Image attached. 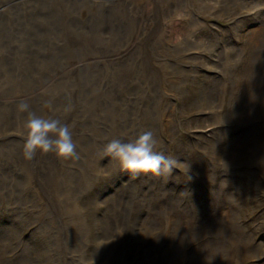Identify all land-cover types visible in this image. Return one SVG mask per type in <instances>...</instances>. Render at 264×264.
Segmentation results:
<instances>
[{
	"label": "rangeland",
	"instance_id": "rangeland-1",
	"mask_svg": "<svg viewBox=\"0 0 264 264\" xmlns=\"http://www.w3.org/2000/svg\"><path fill=\"white\" fill-rule=\"evenodd\" d=\"M120 1L0 0V156L4 158L6 161L5 163H9L11 158L17 159L23 156L22 145L24 140L21 133L23 130V119L26 115L17 111V105L21 101H16L15 104H12L15 106L12 109L13 111L9 110L12 105L7 103L6 93L20 97L32 94V91L37 92L38 98L33 96V98L31 97L29 100L27 99L28 102L30 101L29 104L33 112L46 118L51 117L59 119L62 124L69 125L72 133H74V141L81 138L85 139L80 143V146L78 145L77 147V151L80 155L79 162L81 159H85L83 153H86L87 148H91L90 151L93 154L95 153L97 157H100L103 153L99 150V147L104 146L109 140L133 136L136 130L145 128L143 121L149 119L152 115V107L147 100L151 99V102L158 105L160 102H163V97L161 96V100H159V97L155 99L151 98L152 95L150 91L147 90V83L143 80L142 75L141 77L134 75V72L128 67L130 63L126 64L129 58L126 54L129 50L128 44L130 46V43L134 42L141 51L143 58L147 55L150 51L147 38H145L147 33L145 30H139V27L142 24H150V26H153L154 21L151 20V18L146 19L142 14L143 3L140 1ZM169 1L170 2L167 4L165 0H152L155 5H158L160 10L157 8V11L160 12L167 8V6H169V8L171 6L178 7L176 6L178 2H182L187 9L191 10L190 13L187 14H191L193 19L194 16L199 17L200 21L204 22L201 24V29L197 31V42L203 44L208 42L209 45L214 46L218 43V47L214 51L209 52L206 50V53H198L199 51L194 47H185L186 53L192 56L183 61L190 62V64L195 67V70L201 74H176V76H171L176 73L177 68H181V65L177 63L175 65H166L160 70L159 74L163 76L158 79V82L165 77L162 85L167 82H173L172 87L174 90L169 95V99L171 100L169 107L163 108L162 114H164V112H169L168 115L162 118L163 115L161 114V110L159 112L160 117H158L163 130L165 129L160 135L167 145V156L180 161L190 158L191 156L195 157L198 155V157H200L199 155L201 154L205 155V150L212 151L215 147H217L216 150H213L215 152H223L227 149L232 151L237 145H239L238 147L240 148L248 128H243V126L239 124L241 122H235L233 120V114L236 115L233 105L235 99H239L240 93H242L243 90L245 91L248 87L252 89L250 83L244 86V72L241 66L246 64L249 60L250 42H258L260 38L264 39V0H200L194 4L193 9L190 7V0ZM235 2L238 3L236 4ZM201 3L209 6H217V8H219L217 13L213 14L214 17L227 14L231 10H235L233 13L236 15V13L246 11L245 9H240L241 6L247 5L251 6L249 10L252 12H244L237 18L238 21L234 24L235 21H231L230 19L214 18L210 11L208 14L207 11L204 10L205 5L199 6ZM232 3L234 4L232 5ZM204 11L206 14L202 15ZM111 17L112 21H110ZM175 26L176 23L169 25L171 29H175L176 37L180 38L182 33ZM218 27L220 29H217ZM139 31H143L140 36ZM211 32L214 33L212 34ZM142 38L145 41L141 40ZM218 39L221 41L218 42ZM151 44L153 45L152 42ZM89 53L95 55L96 61L88 60L89 58L87 56ZM201 53L205 54L204 59H202ZM102 54L109 55L106 56L107 59L102 60L101 58L100 61H98L97 57ZM120 55L124 57V65L114 61V57L116 56L119 58ZM165 56L167 57V53ZM231 59H234L235 62L239 64L237 69H241L240 71L231 72V67L226 66V63L228 65V61H231ZM113 63L119 64V66L116 68ZM224 70L227 72L226 74ZM207 72L209 74H207ZM219 75L222 77L224 90L226 87V95L223 109L220 110L221 107L219 106L218 111H221L222 115L227 119L223 118V120L228 124L224 123L221 119H216L217 115L213 113L218 103L213 105L201 102L197 91L201 89V85H206L207 87L212 85L213 82L211 78L214 76L218 77ZM124 81L129 83H127L128 86L123 83ZM138 82H140L142 86H138ZM259 83L260 81L254 87L252 95L253 93L257 95L258 91H260L259 94H261L262 89L258 87ZM158 84V89L164 94L162 85L160 83ZM262 95H264V89L262 90ZM253 96L255 97V95ZM148 97H150V99ZM12 101L14 102V100ZM257 101L259 103V98ZM49 103H51V107L48 106ZM258 103L254 104L255 111L253 115L248 116L245 114V116H237L243 117V119L254 118V122L258 123V126L261 125V127L258 128L262 129L264 123H261L260 116L258 115V109L260 110L261 103ZM202 109L204 111H202ZM231 111L232 113H230ZM124 115H126V117ZM168 116L173 117V121L178 128V137L180 138L179 148L171 144L172 137L169 132L166 131L168 127L167 123L170 120ZM217 117L222 118L219 116ZM238 119L243 122L240 118ZM94 121L97 122L95 123ZM259 134L264 141V129L259 131ZM248 136L249 135H247L246 139ZM129 139L131 138L129 137L127 140ZM245 151L247 152L248 149H245ZM212 152L209 151L208 155H211ZM231 154H235L234 151H232ZM57 160L59 166L64 168L65 163L59 159ZM227 161L230 162L229 165L226 164ZM34 162L35 169L39 170L42 168L43 161L40 154L34 157ZM233 162L234 160L225 161L226 167L223 168V177L220 176L222 179L219 178V181L224 182L223 184L225 185L223 188L224 194L218 195V199L212 194L214 190L210 189L211 185L206 189L201 184L199 186L198 182L200 181L195 180L197 176L192 175V179H190L185 172L177 171V169L180 170V165L179 168L177 167L173 170L172 174L164 173L168 181L167 183L173 186H179L178 191L172 189L171 193H173L175 200L178 197L175 194L180 195V198L179 204L177 206L174 205L171 209L163 208V202L158 203L157 205L160 206L158 208V210H160L159 214L176 213L178 214L175 218L176 220L180 223H188V225L192 226L195 223L194 219H198L197 214L199 213L193 206L195 204H201L203 207L214 206L216 204L218 207L220 206L217 208L218 210H215L216 214L225 213L227 219H230L233 211H235L240 215L239 226H241V228L243 227L242 229H245L247 234L251 233L254 236V246L256 247L254 253L252 255L249 254L247 256L248 258L245 257V261H236V252H234L236 248L235 250L231 248V251L228 249L227 251L229 252V256H232L234 260H223L224 258L219 255L215 256L210 264H264V174L256 169V177L259 183L258 186H255L254 180L247 174L236 173L239 166H235L236 164ZM76 163L77 162L70 163L66 165V167H72L73 164ZM114 164V161H110L106 165V168L102 167L103 170L107 169L103 173L98 172V174H96V172L91 171L90 178L85 183L86 187L83 188L86 190L80 194L78 199L70 196L72 202L66 201V205L69 204V206L72 207L76 206V213L82 220L80 228L82 237L78 238L80 243L77 240V243L73 245L70 243L72 238L69 237L70 223L64 225L63 222L55 221L49 234H47L45 227L42 226L41 223L39 224L36 217L30 213L25 217L17 214L14 215V213H3L6 209L5 206L12 208L13 206H10L11 204L15 202L23 203V199L22 197L12 198L17 194V188L15 189L13 186L9 189L0 191V199L3 201L5 200L2 205L3 207L0 208V211H2L0 212V233L2 234V236H0V244L3 246L0 248V263L20 264L19 262H23V260L28 257L30 258L29 264H60L61 261L59 258H62V255L60 253L58 254V252L56 253L55 262H53V251L56 252L53 247L56 242L59 241V245L61 244L60 247L62 249H73V251L79 252V254H73L74 259H69L72 264H79L81 261L82 264H99L98 260L100 259L97 258V253H102L101 251L110 249V247L116 245V240H119L118 237L120 236L118 248L121 252V256L122 253H124L121 264H138L139 262L137 260H141V258L145 260L146 264L153 263L154 261L152 260L155 259L160 262L158 264H168L160 257V255H162L160 245L163 235H161L160 242H157L155 245L154 235L156 234H143L144 232L142 230L143 221L148 217L149 209L147 207L149 196L147 189L143 187V183L149 176L133 178L120 171L114 172L112 169ZM11 167L15 169L14 165ZM244 167L247 169V165H244ZM248 168L247 171H253L254 169V167L250 166ZM79 169L80 168H76L72 170L80 172ZM221 173L222 171L220 175ZM11 177V184H15L18 181L17 176L13 174ZM128 180L133 186L137 183V191H133L135 194L128 201L124 229L122 227L119 230L116 229L115 235L112 231L115 237L113 239L107 235L105 226L109 223L114 227V220L112 216H110L111 207L116 200L114 196L119 192V188H123ZM66 182L67 181H65L64 184H66ZM192 182H194L193 186ZM187 192L190 193V198ZM11 198L15 202L9 201L8 203L6 200ZM62 201L63 200H61V202ZM223 201L228 202L224 205L222 204ZM227 204H229V208ZM108 208H110V212H108ZM199 215L201 216L202 213ZM203 216L206 217L204 214ZM17 217H21L25 220L18 223ZM158 220L161 222L160 217ZM197 222H199V220H197ZM202 222L203 221H201V223ZM10 225L15 226L10 232L14 236L13 239L19 237V232H21V237H19L21 243L18 247H12L16 241H13L11 245V243L8 244L9 239H6L5 233L8 232L9 227H11ZM166 227L170 228L171 222L168 223L165 228ZM165 228L163 227V229ZM220 231L219 236L211 232L210 235H205L204 237L203 235H199V239L192 243L184 239L181 245L177 240L175 244V249H177L170 255L168 253L169 264H197V262L200 264L204 261L203 252L205 249L208 250L212 248L213 250L217 248L218 244L224 243L227 245V248H229V240L234 239L233 227H226V229L223 231L221 229ZM65 233H67V235ZM155 233L162 234L164 232ZM50 234L56 237V239L54 240V237ZM135 235L138 237L137 240L133 238ZM83 239H85V242ZM26 241L36 243L37 245H39V241H41L46 247V256H37V259H35L32 249L30 248L31 250H28L26 248V257L16 262L14 259L16 256L15 253L22 251ZM104 242H106L107 245ZM31 244L32 243H29L28 246ZM150 244L152 248H149ZM137 245H142L140 246V250ZM180 245L181 248L178 249ZM208 246L211 247L208 248ZM248 246L251 247V244ZM17 248L19 249L15 251ZM144 249L145 255L143 254L140 256V251ZM159 249L160 255L157 253ZM170 249L171 240L167 252H170ZM181 251L183 253H181ZM83 254L85 255L83 256ZM134 256H137V258L133 259ZM149 256L151 257L150 259ZM211 256L213 257V255ZM158 258H160L161 261ZM96 260L97 262L95 263ZM126 260L127 262H125ZM252 260L255 262L252 263ZM61 264H64V262ZM118 264H120V262Z\"/></svg>",
	"mask_w": 264,
	"mask_h": 264
},
{
	"label": "bare ground",
	"instance_id": "bare-ground-1",
	"mask_svg": "<svg viewBox=\"0 0 264 264\" xmlns=\"http://www.w3.org/2000/svg\"><path fill=\"white\" fill-rule=\"evenodd\" d=\"M133 1L134 2L140 1L141 3H143L142 4V10H143L142 12L143 13L142 14L145 16L146 19L151 18V20H153L154 22H153V26H150V24H148V25L142 24L139 27V30H143V31L145 30V32L147 33V36H145V38H147V41L149 44L148 48L150 49V51L143 58V56L141 55V51L138 49L137 45L134 42H131L130 46L127 43L129 50H128L126 55H128L129 58L126 61V64L130 63V65L129 66L127 65V66L130 68V70L132 72H134V75H138L139 77H141V75H142L143 80L147 83V90L150 91V93L152 95L151 98L155 99V98L159 97V100H161V96H162L163 102L162 103L160 102L158 105H156L153 102H151L150 97H148L150 100H147V101L150 102V106L152 107V115L149 119L143 121L144 122L143 125L145 126V128H140V129L136 130L134 135L133 136L131 135L129 137L132 139V138L136 137L137 135L141 134L142 132H144L146 130H151V131H153L154 135L156 136V138L158 140L157 150L161 151L165 155H167V149H166L167 145H166L165 141L161 138V135H160L165 129L163 130L161 122H159L158 117H160L159 112L161 110H162L161 114L163 113V108L169 107V104L171 103V100L169 99V95L174 90L172 87L173 82H170V83L167 82V83H164L162 85L163 79L165 77H163L160 80V82H158V79L163 76L162 74H159L160 70L162 67H165L166 65H175L177 63V64L181 65V68L180 67L177 68L175 74L170 73V74H172L171 76H176V74H191V75L192 74H195V75L201 74L200 72L195 70V67H193L190 64V62H184L183 61V60L189 59L192 56L191 54L186 53L185 47H187V46L194 47L195 49H197V51H199L198 53H200V52L206 53V50L209 52L214 51L218 47V43H217V45L214 46V45H209L208 42L205 44L197 42V37H198L197 31L199 29H201V24H203L204 22L200 21L199 17L194 16V19H193L191 17V14H187V13H190L191 10L187 9L186 6L182 4V2H178V4L176 5L178 7H172L171 6L169 8V6H167V8H165L164 10H162L160 12V11H157L158 5H155V3L152 2V0H133ZM165 1H166L165 3H167V4H168V2H170L169 0H165ZM199 1L200 0H190L191 9H193L194 4H196ZM233 4L234 3H232V5ZM202 5H205V4L201 3L199 6H202ZM158 9L160 10V8H158ZM242 9H245L246 11L236 13V15H235V13H233V12H235V10H231L227 14L214 17L213 14L217 13L219 8H217V6H209V5L204 6V10H206L207 13L210 11L214 18L230 19L231 21H235L234 24H236V22L238 21L237 18L240 15H242L244 12H249V13L252 12L249 10V9H251V6H249V5L241 6L240 10H242ZM200 10H202V9H200ZM205 14H206V12L204 11V13L202 15H205ZM110 21H112V17L110 18ZM172 23H176L175 27H177L180 30V32L182 33V36L180 38L176 37L175 29H171L169 27V25H171ZM206 28H207V26H206ZM217 29H220V28L218 27ZM143 31H139V36L142 34ZM211 33L213 34L214 32H211ZM261 33H262V30H261ZM215 35H217V34H215ZM263 37H264V35H263ZM141 40H143V38ZM143 41H145V40H143ZM220 41L221 40L218 39V42H220ZM263 41H264V39L260 38L258 40V42H256V41L250 42V45H249V48H250L249 53L250 54L248 56L249 60H248V62L246 61L247 63L244 64L243 66H241V68L243 67V72H244V77H243L244 78V80H243L244 86H246L250 83L252 89H250V87H248L245 91L243 90L242 93H240L239 99L238 100L235 99L234 105H233V109L236 112V115L233 114V120L235 122L236 121L241 122L239 124L242 125L243 128H246V129L248 128V131L245 133L246 134L245 139H246L247 135H249L248 138L246 140L244 139V141L240 145L241 146L240 148L238 147L239 145L236 144L237 146L233 150L231 149L232 151H234L235 154H231L232 151H229L228 149L224 150L223 152H215V151H213V150H216L217 147H215L212 150L213 152L211 150H205V152L202 150L205 153V155L201 154V155H199L200 157H198V155L195 157L191 156L190 158L179 161V162H181V164H180L181 168H179V166H178V168L180 170L177 169V171L185 172V174H187V176L190 179H192V175L197 176V179H195V180L200 181V182H198L199 186L201 184L206 189L208 188L209 185H211L210 189L214 190L212 194L215 195L216 199L219 198L218 195L224 194L223 188L225 185L223 184L224 182L219 181V178H220V176H222V174L224 172L223 168L226 167V164L227 165L230 164V162H228V161L225 164L226 160H229V161L234 160L233 163L236 164L235 166H239L236 173L247 174L251 179L254 180L255 186H258V183H259V181L256 177V173H257L256 169L259 170L260 172H263L262 174H264V141L261 139V136L259 134V131H262V129H264V124H263L264 123V95H262V90L264 89V79H263L264 78V45H263ZM151 42L153 43V45L151 44ZM166 53H167V57L165 56ZM198 53H194V54H198ZM202 53H201V57H202V59H204L205 54H202ZM107 55H109V54H107ZM107 55L102 54L101 56L97 57L98 58L97 60L100 61L101 58H102V60H105V59H107V57H106ZM86 56H87V54H86ZM94 56L95 55H92V53H89V55L87 56L89 58L88 60L96 61V57H94ZM114 58H115L114 61L119 62V64L121 63L122 65H124V61H123L124 57H122L120 55L119 58L116 56ZM108 59H110V58H108ZM176 61H178V62H176ZM231 61L230 60L228 61V65L226 63L227 67H231V69H232L231 72L240 71L241 69L240 70L237 69L239 67L238 66L239 64L236 63L234 59H231ZM119 64L113 63V65L116 68L119 66ZM111 65H112V62H111ZM108 71H109V69H108ZM224 73L226 74L227 72L225 71ZM207 74H209V73L207 72ZM58 75H59V73H58ZM211 80L213 82L212 85H209L208 87L206 85H201V89L197 90L199 93V99L201 102L208 103V104L216 105L218 103V105L215 106L217 108L214 109L213 113L219 117H222V118H218L215 115L216 119L223 120V118H225V117L222 115L220 110L223 109V105L225 102L224 98L226 95V87L224 90V84L222 83L221 75H219L218 77L214 76L211 78ZM125 81L123 83L126 86H128L129 83L125 82ZM259 81H260V83H259L258 87L260 89H262L261 94H259L260 91H258L257 95L255 93H253V95H255V97H254L252 95V91L254 90V87L258 84ZM56 83H58V82H56ZM138 83H139L138 86H140V85L142 86V84L140 82H138ZM158 83H160L162 85V89L164 90V94L158 89V86H159ZM260 89H258V90H260ZM31 93L32 94H28V95L20 96V97L15 96L14 94L6 93L7 100H8L7 103L12 105V104H15L16 101L28 102V100L31 97L33 98V96L38 98L37 92L32 91ZM49 96H50V94H49ZM258 98H259V103H261L260 104L261 108H260V110L258 109V111H259L258 115L260 116L259 118L261 120V123L263 124L262 129L258 128V127H261V125L258 126V123L254 122V120H255L254 118L243 119V117H238L239 115L245 116V114L248 116L253 115L254 111H255L254 104L258 103V101H257ZM12 100H14V102ZM256 101H257V103H256ZM35 102H37V101H35ZM28 103H30V101ZM219 106L221 108L218 111ZM14 107L15 106H13V105L10 106L9 110L13 111L12 109ZM216 109H217V111H216ZM202 111H204V110L202 109ZM168 113L169 112H164V114H162L163 115L162 118H164V116L168 115ZM230 113H232V111ZM107 114H109V113H107ZM124 116L126 117V115H124ZM95 117H93V118H95ZM169 118H170V120L167 123L168 129L166 128V131L169 132L170 136L172 137L171 144H174L177 148H179V145H180V138L178 137L179 131H178L176 124L173 121V117H169ZM238 118L243 120L244 123L242 121H240ZM223 122L226 123L224 120H223ZM226 124H228V123H226ZM253 126H255V127H253ZM111 128H112V126H111ZM75 130H77V129H75ZM75 132H77V131H75ZM132 133H133V131H132ZM129 137H123L122 140L127 141V139ZM118 139H120V138H118ZM83 140H85V139L81 138V139L75 141L77 143V147H78V145L80 146V143H82ZM104 146L99 147V150L103 153L100 157H97L95 153L93 154L90 151L91 148H87L86 153L85 154L83 153V157L85 158V159L83 158L84 160L81 159L80 162L78 160H72V161H68V162L62 161L63 163H65L64 168L59 166V164L57 163V161H58L57 158L52 154L41 155V158L43 161V166L39 170L35 169V162L36 161L34 162V159L31 161H27L22 156L21 158H17V159L11 158L9 163H5L6 161L4 160V158H2L0 156V191H3L5 189H9L10 187L13 186V188H15V189L17 188L16 189L17 194H15L12 198L22 197V199H23V203H21V202L16 203L15 201L12 200V198L9 200H6L8 203H9V201L15 202L16 205H15V203L11 204L10 206H13L12 208L5 206L6 209H5V212H3V213H14V215L17 214V215L22 216V217H25L28 213H30L31 215L36 217L37 222L39 224L41 223V225L45 227L47 234H49V231L52 229V225L55 223V221L56 222H58V221L63 222L64 225L65 224L68 225L70 223L71 227H69V234H70L69 237L72 238L70 243L72 245L76 244L78 238L82 237V235L80 233L82 220L80 219L81 217L79 218V216L76 213L77 212L76 206L72 207V206H69V204L66 205V201L67 202L71 201L70 196L74 197L75 199H78V197H80V194H82V192H84L86 190V189L84 190L83 188L86 187L85 183L90 178L91 171L96 172V174H98V172L103 173V172H105V170H107V169L103 170L102 167L106 168V165L112 160L110 157H108L104 154V151H103ZM195 146H196V144H195ZM95 148H97V147H95ZM245 149H248V151L246 152ZM209 151L212 152L211 155H208ZM224 156H225V158H224ZM74 162H77V163L73 164L72 167H66V165H69L70 163H74ZM12 165L15 166V169H14V167L13 168L11 167ZM187 165H189V170H187V167H186ZM244 165H247V169H249L248 168L249 166L254 167V169H253L254 172L251 170L247 171V169L244 167ZM76 168H80L79 169L80 172H77V170L76 171L72 170V169H76ZM234 168H236V167H234ZM112 169L114 172L119 171L116 164H114L112 166ZM221 171H222V173L220 175ZM13 174L16 175L18 178L17 179L18 181L15 184L14 183L11 184V182H10L12 179L11 176ZM160 176H149L148 179H146V181H144V183H143L144 184L143 187H145L147 189V193L149 196V200H147L148 201L147 207L149 209H148V217L145 218V220L143 221V227H142L143 229L142 230L144 232L143 234H145V233L156 234V235H154V239H155L154 244L155 245L157 244V242H160L161 235H163L162 236V242L160 245V249H162V255L159 254L160 249L157 251V253L160 255L162 260H165V262H167L169 264L168 256L170 254H172L177 249V248L175 249V244H176L177 240L182 245V242L184 241V239H187L188 242L192 243L194 241H197L201 235H203V237L205 235H210V232L213 234L215 233V235L219 236L220 232H221L220 230L222 229V231H223L224 229H226V227H230V228L233 227V238L234 239L229 240V243H230L229 246L230 247L227 248V245H225V243H224V244H218L217 248H214L212 250V248H209L211 246H208L209 249L208 250L205 249L203 252L204 253V261H202L200 264H210V262L213 260V258L215 256H219V255L224 258L223 260H225V259L234 260V258L232 256H229V252L227 251V249L231 251V248L232 249L234 248V250L236 248V251H234V252H236V257H237V258H235L236 261H238V260L245 261L244 260L245 257L248 258L247 256L249 254L252 255L254 253V250L256 248L254 246V236L251 233L247 234L245 232V229H242L243 227L241 228V226H239L238 223H239V216L240 215L237 214L235 211H233L231 218L227 219L226 218L227 216L225 213L216 214L215 210L220 207V206L218 207V205H216V204L214 206H209V207H207V206L203 207V206H201V204L200 205L195 204L193 206L196 208V211H198L199 213L197 214L198 219H194L195 223L192 225L193 227L191 225H188V223H180L178 220H176L175 218L178 216V214H176V213H171V214L167 213L164 215H160L159 214L160 210H158V208L160 206L157 205L158 203L163 202V206H162L163 208L171 209L174 205L177 206L179 204V198H180V195L175 194L176 196H178L177 199L175 200L173 197V193H171L172 189H174V191H178L179 186L178 185L173 186V185H170L169 183H167L168 181H167V178L164 176V173H162ZM220 179H222V178H220ZM65 181H67L66 184H64ZM136 184H135V186H133V184L131 182H129V180H128L127 183L123 186V188H119V190H118L119 192L114 196V197H116V200L114 201V205L111 207V215H110V216H112V218L114 220V227L111 226L109 223L105 226L106 231H107V235L110 238L114 239L116 229L119 230L121 227L123 228L125 226L124 224L126 223L125 222L126 221V207H127V204H128V201L130 200V198L132 196H134V194H135V192H133V191H137ZM193 185H194V182H192V186ZM207 192L211 193L209 191H207ZM188 194H189V198H190V193H188ZM61 200H63V201L61 202ZM64 200H65V202H64ZM4 201L0 199V208L3 207L2 205L4 204L3 203ZM73 201H74V199H73ZM189 201H191V200H189ZM226 202H228V201H223L222 204L225 205ZM151 203H152V205H151ZM5 204H7V203H5ZM227 205L226 206L229 208V204H227ZM77 208H78V206H77ZM0 212H2V211H0ZM108 212H110V208H108ZM200 213H202L201 216L199 215ZM203 214L206 217H204ZM159 217L161 218V222H159V220H158ZM23 220H25V219H22L21 217H17L18 223L23 221ZM108 220H110V219H108ZM197 220H199V222H197ZM201 221H203V222L201 223ZM170 222H171V227L165 228V226ZM161 223H162V225H161ZM174 224H176V225L173 226ZM189 224H191V223H189ZM184 225H185V227H184ZM85 226H87V225H85ZM105 227L103 225L104 229H105ZM163 227L165 229H163ZM189 227H190V231H189ZM14 228H15V226L13 225V226L9 227L8 232L5 231L6 232L5 233L6 239L7 240L9 239L8 244L11 243V245H12L13 241H16L12 245V247H14V246L18 247V246H20V243H21V239H19V237H21V232H19V235H18L19 237H16L15 239H13L14 236L10 232ZM38 228H39V226H38ZM61 230H63V229H61ZM112 231H113L114 235L112 234ZM161 231L164 233H162V234L161 233H158V234L155 233V232H161ZM36 234H37V232H36ZM43 234H44V232H43ZM52 234H50V235L52 236ZM65 234L67 235V233H65ZM0 236H2V234ZM84 236H86V235H84ZM52 237H54V236H52ZM118 238L120 240V236ZM133 238L135 240L138 239V237L136 235ZM41 239H42V237H41ZM55 239H56V237H54V240ZM31 240H33V239H31ZM83 240L85 242V239H83ZM119 240L117 239L116 243H115L116 245H114V243H113L114 246L112 245L113 247H110V249L101 251L102 253L99 252V254L97 253V256H98L97 258L100 259V260H98L99 264H118L119 262H120V264L122 263L121 261H122V257H123L124 253H122V256H121V252L118 248L119 243H120ZM170 240H171V249H170V252H167ZM78 242L80 243L79 240H78ZM106 242H104V243L106 244ZM29 243H32V244L28 246ZM152 243H153V241H152ZM235 243H236V245H235ZM122 244H124V243H122ZM151 244H150L149 248L151 247ZM249 244H251V247L248 246ZM60 245H59V241H58V242H56V244L53 247L54 250L56 251V252L53 251V262H55L56 253L58 252V254L60 253L62 255V258H59L61 263L64 262V264H72L71 261H69V259H72V258L74 259L73 254H79V252L73 251V249H62L60 247ZM181 245L178 246V249L181 248ZM140 246H142V245H140ZM140 246L137 245L139 250L141 249ZM1 247H3V246L0 244V248ZM26 248L28 250L32 249V253H34L33 255H34L35 259H37V256H39V257L40 256H42V257L46 256L45 255L47 252L46 247L43 243H41V241H39V245H37L36 243H33V242H27L26 241V243L24 244V247L22 248V251H20L19 253H15L16 256L14 257V259L16 262H18L17 260H20V259H23L24 257H26V254H27V252L25 254ZM154 248H156V247H154ZM18 249L19 248H17L15 251H17ZM144 251H145V249L140 251V256H142L144 254ZM168 253H169V255H168ZM181 253H183V252L181 251ZM84 255L85 254H83V256ZM211 255H213V257ZM49 256H51V255H49ZM140 256H138V257H140ZM146 256H148V255H146ZM171 256H173V255H171ZM34 257H33V259H34ZM57 257H58V255H57ZM134 258H137V256H134L133 259ZM150 258L151 257L149 256V259ZM46 259H47V257H46ZM119 259H120V261H119ZM145 259H147V258H145ZM158 259H160V258H158ZM161 259H160V261H161ZM29 260H30V258L26 257L23 260V262H19V263L20 264H29ZM44 260H45V258H44ZM44 260H41V261H44ZM137 261L139 262L138 264H146V262L143 258H141V260H137ZM152 261H154V262L153 263L148 262V263H151V264L160 263L157 261V259L152 260ZM38 262H40V261H38ZM96 262H97V260L95 261V263ZM125 262H127V260ZM254 262L255 261H253L252 263H254ZM129 263H130V261H129ZM198 263L199 262H197V264ZM0 264H3V263H0ZM79 264H82V261Z\"/></svg>",
	"mask_w": 264,
	"mask_h": 264
},
{
	"label": "clouds",
	"instance_id": "clouds-1",
	"mask_svg": "<svg viewBox=\"0 0 264 264\" xmlns=\"http://www.w3.org/2000/svg\"><path fill=\"white\" fill-rule=\"evenodd\" d=\"M48 106L51 107V103ZM17 111L26 114L21 133L25 160L31 161L37 154H52L65 162L80 159L69 125L62 124L56 118L37 115L26 101L17 105ZM157 146L158 140L153 131L146 130L127 141L113 138L105 144L103 151L115 162L120 172L133 178L172 174L181 162L157 151Z\"/></svg>",
	"mask_w": 264,
	"mask_h": 264
}]
</instances>
